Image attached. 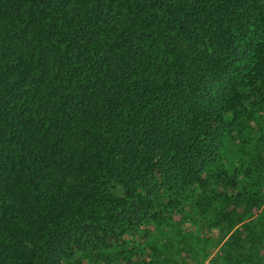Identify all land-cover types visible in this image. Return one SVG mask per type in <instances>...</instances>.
Wrapping results in <instances>:
<instances>
[{
    "label": "trees",
    "instance_id": "1",
    "mask_svg": "<svg viewBox=\"0 0 264 264\" xmlns=\"http://www.w3.org/2000/svg\"><path fill=\"white\" fill-rule=\"evenodd\" d=\"M247 121L264 122V0H0V264L131 257L190 195L260 264L263 167L212 169Z\"/></svg>",
    "mask_w": 264,
    "mask_h": 264
},
{
    "label": "rangeland",
    "instance_id": "2",
    "mask_svg": "<svg viewBox=\"0 0 264 264\" xmlns=\"http://www.w3.org/2000/svg\"><path fill=\"white\" fill-rule=\"evenodd\" d=\"M245 123L247 126H244ZM245 123L243 126L235 127V134L233 131V134L226 136L223 152L218 161L213 164V170L225 168L231 173L239 168V159H243V154H246L250 165L253 167L255 163H258L263 167L262 171L264 172V122L260 123L261 128L257 131L251 130L250 121ZM249 137L252 138V142L248 141ZM240 169L242 171V168ZM254 171L252 180L256 179L255 175L258 172ZM209 175L211 174L208 173ZM241 177L244 181L247 180L243 175L239 176L240 179ZM209 178L208 188H212L214 181L212 177ZM242 185H245V182ZM250 189L253 193L256 191V188ZM205 194L210 196L211 190L209 189ZM199 203L202 202L198 197L190 195L182 208L183 211L176 210L174 212L181 219L178 223L170 219L172 222L160 221L142 225L137 235L132 237L126 245L127 250L133 251L132 254L126 252L131 257L120 258L118 261L112 260L109 264H160V262L164 263L162 258L168 259L169 257L171 258L170 261H166L167 264H253L250 260H242L239 263L234 260V244L226 243L228 236L240 224L227 233L226 225L215 226L210 223L211 220H214L212 214L209 213L211 206H207L209 208L207 210L208 208ZM167 217L170 216L167 215ZM258 217L259 215H255L251 220L246 221L254 222ZM257 229L259 235L264 234L260 231L259 226L255 230ZM259 239L262 240L255 250L259 258L262 259L259 261L260 264H264V238L260 237ZM244 245L243 249L245 250L243 251L250 252V241L246 240ZM130 258L132 260H129Z\"/></svg>",
    "mask_w": 264,
    "mask_h": 264
}]
</instances>
